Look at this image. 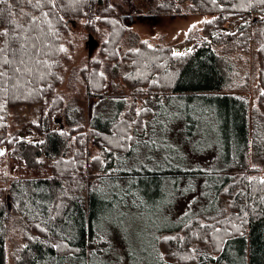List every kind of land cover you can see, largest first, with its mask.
<instances>
[{"label": "trees", "instance_id": "16d2710c", "mask_svg": "<svg viewBox=\"0 0 264 264\" xmlns=\"http://www.w3.org/2000/svg\"><path fill=\"white\" fill-rule=\"evenodd\" d=\"M54 4L42 3L39 9L23 0L0 4L5 9L0 29L9 28V18L21 24L29 17L38 18L32 35L43 41L41 47L48 46L44 49L47 55L40 59L50 65L40 69L34 84L15 90L7 99L0 97V148L17 158L26 173H35L5 177L0 188V264H91L96 255L106 252L108 231L104 224L110 204H114L108 194H115L106 184L124 178L117 172L120 159L131 155L139 140L155 133L162 118L168 120L160 104L168 105L174 98L204 105L222 151L220 177L211 184L213 214L205 211L193 216L159 240L165 264H264V185L258 182L264 179V5L258 0H117L115 5L111 0H54ZM126 9L147 10L154 19L201 15L209 17L210 23H204L197 43L181 56L143 41L120 56L117 48L123 43L124 30H116L111 54L104 53L112 59L89 62V67L81 70L87 97L104 98L105 73L119 70L134 97L145 98V111L136 116L131 106L120 109L110 120L92 118L87 134L71 123L69 130L64 123L54 129L56 119L63 121L68 110L58 93L64 57L59 49L68 29L79 21L87 23L90 31L99 22L115 28L114 18ZM44 12L49 15L43 16ZM238 20L241 23L233 33L224 32L227 24ZM252 48L258 62L259 91L253 108L242 94L248 90L249 73L241 77L243 66L238 65L241 55ZM34 105H39L36 122L24 124L17 135L9 137L10 111ZM27 129L37 138L21 139L20 133ZM89 135L100 148L98 160L86 158ZM249 178L255 179L250 183ZM6 204L16 213L24 240L12 253Z\"/></svg>", "mask_w": 264, "mask_h": 264}, {"label": "rangeland", "instance_id": "374dc122", "mask_svg": "<svg viewBox=\"0 0 264 264\" xmlns=\"http://www.w3.org/2000/svg\"><path fill=\"white\" fill-rule=\"evenodd\" d=\"M111 1L117 3V0ZM122 16L134 17V21L130 23L125 20L122 25ZM152 16L147 10L126 9L114 18L117 22L115 28L99 22L90 31L84 21L70 26L62 42L66 51L62 52L64 57L58 88L68 110L63 121L56 119L54 129H59L62 123L68 129L71 123L73 127L81 126L82 133L87 134L88 122L92 118L110 120L117 111H125L131 106L135 107L137 116V110L144 107L142 101L145 98L134 97V93L124 85L121 77L123 72L119 70L116 74L111 70L105 73L107 83L104 98L99 100L87 97L86 82L81 70L88 68L89 62L112 59L104 57V53L111 54V47L114 48L112 34L116 30H124L123 43L117 48L120 56L127 49H135L140 41L152 48L167 47L185 53L197 43L196 37L201 34L204 23L210 20L206 16L188 14L177 17L157 16L155 19ZM240 23L239 20L236 23L230 22L224 32L233 33ZM128 37L135 42L132 44ZM188 39L194 41L186 42ZM255 52L252 48L249 54H242V61L238 62V65L243 66L240 76L243 77L246 71L249 73V87L242 94L248 98L251 108L256 105L259 95ZM108 65L113 66L111 61ZM101 73H104L103 69ZM170 102L168 105L160 104L167 111L168 120L162 118L155 133L139 140L136 150L120 159L117 172L124 178L106 184V189L115 193L108 194L114 204L112 207L110 204L108 220L104 224L108 231V246L106 252L91 260V264H165L162 249L158 246L159 240L166 239L180 224L193 216L205 211L214 212L210 210L213 194L211 184L220 177L219 160L222 151L214 122L204 114L207 111L200 102L178 98ZM148 106L151 108L152 105ZM38 114L39 105L10 111L8 136L17 135L24 124L35 123ZM167 122L173 123L167 126ZM19 137L28 140L37 138L31 129L20 133ZM85 150L88 160L101 155L91 135ZM19 166V161L11 153L0 158V188L4 185L5 177L35 175L33 172L26 173L22 165L21 168ZM89 175L95 173L89 172ZM261 177H264V173ZM5 206L8 213V248L12 253L23 245L24 240L16 213L12 207L8 208L7 204ZM51 264H81V261H56Z\"/></svg>", "mask_w": 264, "mask_h": 264}, {"label": "snow or ice", "instance_id": "6c2138e0", "mask_svg": "<svg viewBox=\"0 0 264 264\" xmlns=\"http://www.w3.org/2000/svg\"><path fill=\"white\" fill-rule=\"evenodd\" d=\"M6 2L7 0H0V4ZM23 2L33 5L37 9L40 8L42 3H50L53 7L55 6L54 0H23ZM258 3L264 5V0H258ZM4 12L5 9L0 8V15H3ZM24 15L26 16L27 13H24ZM42 15L48 16L49 13L44 12ZM37 22L38 18L34 16L26 19L23 24L13 22L9 18V28L0 29V97H4V99H7L9 94H13L15 90H19L23 86L34 84L41 68H50L46 60L40 59V56L47 55L44 49L48 46L44 44L41 47L43 41L40 37L32 35L37 30ZM207 22L210 23V21ZM192 27H195V25ZM59 51L63 52L66 49L61 46ZM172 55L181 56L184 53L173 51ZM261 95H264V93H261ZM2 108L3 104L0 103V110ZM141 111L145 110H137V116L140 115ZM132 123H136V121H132ZM125 138L132 139L131 136ZM4 154V151L0 150V156ZM93 159L98 160L99 157H93ZM254 179L249 178V182L251 183ZM258 182L260 185H264V179H260ZM204 226L201 225V227Z\"/></svg>", "mask_w": 264, "mask_h": 264}, {"label": "water", "instance_id": "95a60500", "mask_svg": "<svg viewBox=\"0 0 264 264\" xmlns=\"http://www.w3.org/2000/svg\"><path fill=\"white\" fill-rule=\"evenodd\" d=\"M121 20L122 21H125V20H128L130 23H132L134 20H133V17H131V16H122L121 17ZM90 41L91 40H89V44H90ZM90 53H91V51L89 50V55H90ZM0 150H3L4 151V153H6V149L5 148H0ZM2 156H0V158H1Z\"/></svg>", "mask_w": 264, "mask_h": 264}]
</instances>
